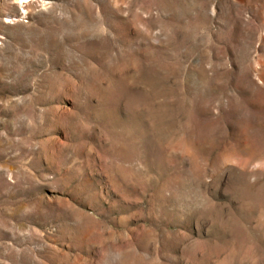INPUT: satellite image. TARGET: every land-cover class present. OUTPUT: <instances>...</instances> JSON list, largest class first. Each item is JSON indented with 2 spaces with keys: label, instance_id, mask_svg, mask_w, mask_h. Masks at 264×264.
<instances>
[{
  "label": "rangeland",
  "instance_id": "rangeland-1",
  "mask_svg": "<svg viewBox=\"0 0 264 264\" xmlns=\"http://www.w3.org/2000/svg\"><path fill=\"white\" fill-rule=\"evenodd\" d=\"M0 0V264H264V0Z\"/></svg>",
  "mask_w": 264,
  "mask_h": 264
},
{
  "label": "bare ground",
  "instance_id": "bare-ground-1",
  "mask_svg": "<svg viewBox=\"0 0 264 264\" xmlns=\"http://www.w3.org/2000/svg\"><path fill=\"white\" fill-rule=\"evenodd\" d=\"M31 1H32V0H25V1H23V3H25V4H29Z\"/></svg>",
  "mask_w": 264,
  "mask_h": 264
}]
</instances>
